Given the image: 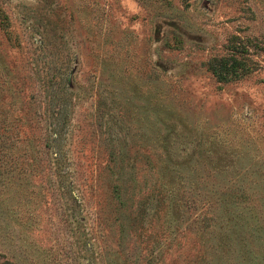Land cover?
Wrapping results in <instances>:
<instances>
[{
	"label": "rangeland",
	"instance_id": "obj_1",
	"mask_svg": "<svg viewBox=\"0 0 264 264\" xmlns=\"http://www.w3.org/2000/svg\"><path fill=\"white\" fill-rule=\"evenodd\" d=\"M131 4L0 0V264H264V0Z\"/></svg>",
	"mask_w": 264,
	"mask_h": 264
},
{
	"label": "trees",
	"instance_id": "obj_2",
	"mask_svg": "<svg viewBox=\"0 0 264 264\" xmlns=\"http://www.w3.org/2000/svg\"><path fill=\"white\" fill-rule=\"evenodd\" d=\"M207 67L216 78L217 81H225L231 76H237L240 71H244L245 64L236 58L210 59L207 62ZM3 264H12L9 261H4Z\"/></svg>",
	"mask_w": 264,
	"mask_h": 264
},
{
	"label": "clouds",
	"instance_id": "obj_3",
	"mask_svg": "<svg viewBox=\"0 0 264 264\" xmlns=\"http://www.w3.org/2000/svg\"><path fill=\"white\" fill-rule=\"evenodd\" d=\"M122 5L125 6L126 8H128V10L132 13V14H138L140 11V7L139 5H132L131 4V0H121ZM122 27L127 28V22H125L124 24H122ZM134 30H138L140 25L139 24H134L133 26Z\"/></svg>",
	"mask_w": 264,
	"mask_h": 264
}]
</instances>
